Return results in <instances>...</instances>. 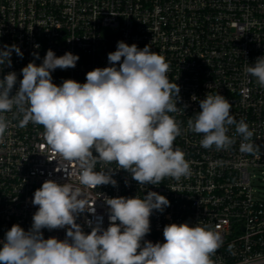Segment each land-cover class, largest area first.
<instances>
[{
    "label": "built area",
    "instance_id": "1",
    "mask_svg": "<svg viewBox=\"0 0 264 264\" xmlns=\"http://www.w3.org/2000/svg\"><path fill=\"white\" fill-rule=\"evenodd\" d=\"M120 41L140 49L150 45L168 63L167 76L180 87L178 111L169 113L181 129L173 146L184 152L191 175L140 185L116 163H97L95 171L114 170L116 186L84 188L75 162L62 161L51 150L43 126L29 122L21 127L23 113L14 107L4 113L9 126L0 141V247L14 224L31 228L38 210L34 192L55 180L81 187L92 204L94 211L76 219L85 233L98 217L103 228L109 226L105 197L143 199L154 191L170 206L153 210L144 240L163 243V228L172 223L199 224L222 236L213 264H264V196L254 187L257 173L264 175V86L244 71L264 56V0H0V48L15 44L23 53L21 58L13 52L11 66H0V79L17 74L13 94L22 68L30 62L40 65L49 49L57 57L66 52L79 56L74 68L51 73L60 86L66 79L85 83L89 71L111 66L108 54ZM207 94L224 96L236 121L249 125L258 156L240 152L242 137L235 125L228 126L235 142L227 150L201 146L203 134L191 131L188 121L201 111L200 100ZM66 231L67 226L42 229L45 239L63 240Z\"/></svg>",
    "mask_w": 264,
    "mask_h": 264
},
{
    "label": "clouds",
    "instance_id": "2",
    "mask_svg": "<svg viewBox=\"0 0 264 264\" xmlns=\"http://www.w3.org/2000/svg\"><path fill=\"white\" fill-rule=\"evenodd\" d=\"M13 52L23 57L15 44L0 48V66H11ZM34 55L39 59L38 53ZM78 60L71 52L57 57L47 50L40 65L30 62L22 68L14 94L17 74L9 72L0 79V141L9 126L4 113L15 107L23 113L21 127L29 122L43 126L42 135L51 150L62 161L75 162L84 188L116 186L114 170L95 171L97 163H116L117 169L130 173L140 185L190 176V162L173 146L181 129L169 113L178 111L180 87L170 82L165 59L150 45L140 49L120 41L117 50L108 54L111 66L89 71L85 83L73 79L60 86L53 83V71L74 68ZM244 71L264 86V56ZM200 109L189 119L188 128L203 134L202 147L227 150L235 142L227 135L228 126L235 125L242 137L240 152L259 155V147L251 142L254 132L243 119L236 121L230 114L231 104L224 96L207 94L200 100ZM62 169L67 173L66 167ZM105 203L109 226L103 228V218L98 217L85 233L76 223L77 216L94 208L81 187L46 180L34 192L32 204L38 210L31 228L25 231L14 224L6 232L0 264H213L211 256L223 243L219 232L187 222L166 225L163 243L144 240L153 210L163 212L170 206L157 192L149 191L143 199L105 197ZM66 226L63 240L43 236L42 229Z\"/></svg>",
    "mask_w": 264,
    "mask_h": 264
},
{
    "label": "rangeland",
    "instance_id": "3",
    "mask_svg": "<svg viewBox=\"0 0 264 264\" xmlns=\"http://www.w3.org/2000/svg\"><path fill=\"white\" fill-rule=\"evenodd\" d=\"M254 187L264 196V175L257 173V177L254 180Z\"/></svg>",
    "mask_w": 264,
    "mask_h": 264
}]
</instances>
